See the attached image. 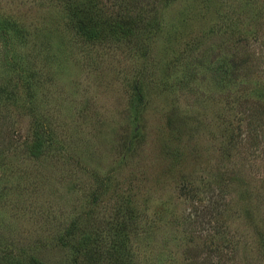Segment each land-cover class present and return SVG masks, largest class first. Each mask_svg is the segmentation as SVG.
I'll return each instance as SVG.
<instances>
[{
    "label": "rangeland",
    "instance_id": "rangeland-1",
    "mask_svg": "<svg viewBox=\"0 0 264 264\" xmlns=\"http://www.w3.org/2000/svg\"><path fill=\"white\" fill-rule=\"evenodd\" d=\"M98 3L133 36L0 0V264H264V0Z\"/></svg>",
    "mask_w": 264,
    "mask_h": 264
},
{
    "label": "trees",
    "instance_id": "trees-1",
    "mask_svg": "<svg viewBox=\"0 0 264 264\" xmlns=\"http://www.w3.org/2000/svg\"><path fill=\"white\" fill-rule=\"evenodd\" d=\"M103 1V0H102ZM108 1V0H104ZM47 3L50 5H59L62 8L59 10V18L61 19V22L63 23L64 27L67 26V29H73L76 30V33L80 38H82L86 42H97V41H108L109 39L114 40H121L130 38L134 34V27L135 25H132V22H130L131 19L128 17L123 16V13L119 11L115 14L114 18L111 16L106 17L104 13H106L104 10L98 8V0H47ZM1 24L4 30V35L7 36L6 42L9 41L12 42V44L16 43L19 39V32L18 26L16 23H13L11 19H7L6 17H2ZM53 24H58V18L53 21ZM52 23L47 24V26L51 27L54 26ZM25 32H28V30H25ZM40 34L37 35L36 33H31L33 35H37L38 40L42 41L43 44L49 45L51 49L59 47L61 49L62 47L59 46L58 42H52L51 36L54 35L53 28L49 29L41 28V31L38 32ZM22 34V33H21ZM32 37L34 38L35 36ZM54 43V44H53ZM12 51V50H10ZM14 61V59L12 60ZM23 67V66H22ZM135 85V91L134 95L132 96V102L135 103V105L138 104L137 101L140 99V89L137 80L134 81ZM136 101V102H135ZM137 103V104H136ZM46 131L44 133V137L41 135H34L33 140L36 147H33V149L36 148L35 151H39V148L43 147L44 139H45ZM36 153V152H35ZM39 153H36L35 155H38ZM129 216V214H126L123 212L122 217L119 220V225L123 226V230L127 229V223H126V217ZM136 223V222H135ZM119 248V246L114 247L112 250L115 252V249ZM117 259V258H116ZM6 264H24L23 262H16L14 259L9 258L5 260ZM110 264H115L116 262H109ZM118 263V262H117ZM26 264H39L36 261L27 262ZM119 264V263H118Z\"/></svg>",
    "mask_w": 264,
    "mask_h": 264
}]
</instances>
